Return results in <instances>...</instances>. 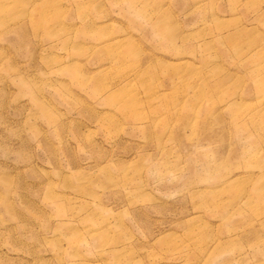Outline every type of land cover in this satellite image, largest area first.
<instances>
[{"label": "rangeland", "instance_id": "obj_1", "mask_svg": "<svg viewBox=\"0 0 264 264\" xmlns=\"http://www.w3.org/2000/svg\"><path fill=\"white\" fill-rule=\"evenodd\" d=\"M0 264H264V0H0Z\"/></svg>", "mask_w": 264, "mask_h": 264}, {"label": "bare ground", "instance_id": "obj_2", "mask_svg": "<svg viewBox=\"0 0 264 264\" xmlns=\"http://www.w3.org/2000/svg\"><path fill=\"white\" fill-rule=\"evenodd\" d=\"M128 102H129V101L126 100V101H124V102H122V103H123L124 105H126Z\"/></svg>", "mask_w": 264, "mask_h": 264}]
</instances>
